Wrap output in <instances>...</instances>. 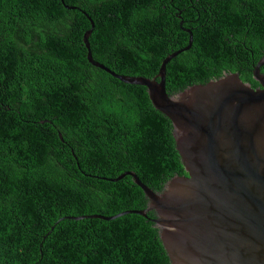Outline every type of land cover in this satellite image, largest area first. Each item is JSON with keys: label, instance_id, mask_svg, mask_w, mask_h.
Here are the masks:
<instances>
[{"label": "trees", "instance_id": "16d2710c", "mask_svg": "<svg viewBox=\"0 0 264 264\" xmlns=\"http://www.w3.org/2000/svg\"><path fill=\"white\" fill-rule=\"evenodd\" d=\"M89 30L95 62L148 79L188 30L168 95L225 73L259 87L264 0H0V264H170L153 211L68 219L144 210L125 172L156 193L187 175L146 88L88 62Z\"/></svg>", "mask_w": 264, "mask_h": 264}, {"label": "water", "instance_id": "95a60500", "mask_svg": "<svg viewBox=\"0 0 264 264\" xmlns=\"http://www.w3.org/2000/svg\"><path fill=\"white\" fill-rule=\"evenodd\" d=\"M186 32L187 46L164 58L152 79L117 75L95 62L88 44L91 30L84 34L88 62L125 84L145 87L154 109L170 120L187 175L172 177L156 193L125 172L112 181L130 176L148 201L144 210L68 219L146 218L153 211L170 264H264V57L252 71L256 89L237 73H225L168 95L166 65L191 47L192 35Z\"/></svg>", "mask_w": 264, "mask_h": 264}, {"label": "flooded vegetation", "instance_id": "af4514ba", "mask_svg": "<svg viewBox=\"0 0 264 264\" xmlns=\"http://www.w3.org/2000/svg\"><path fill=\"white\" fill-rule=\"evenodd\" d=\"M261 72L263 73L264 72V69Z\"/></svg>", "mask_w": 264, "mask_h": 264}]
</instances>
